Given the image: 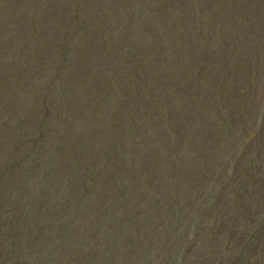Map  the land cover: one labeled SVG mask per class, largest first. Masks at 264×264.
Here are the masks:
<instances>
[{
    "label": "rangeland",
    "instance_id": "rangeland-1",
    "mask_svg": "<svg viewBox=\"0 0 264 264\" xmlns=\"http://www.w3.org/2000/svg\"><path fill=\"white\" fill-rule=\"evenodd\" d=\"M0 264H264V0H0Z\"/></svg>",
    "mask_w": 264,
    "mask_h": 264
}]
</instances>
